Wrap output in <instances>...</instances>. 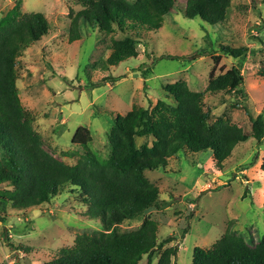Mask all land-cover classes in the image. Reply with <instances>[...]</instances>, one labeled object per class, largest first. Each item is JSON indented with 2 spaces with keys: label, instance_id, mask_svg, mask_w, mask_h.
I'll use <instances>...</instances> for the list:
<instances>
[{
  "label": "rangeland",
  "instance_id": "obj_1",
  "mask_svg": "<svg viewBox=\"0 0 264 264\" xmlns=\"http://www.w3.org/2000/svg\"><path fill=\"white\" fill-rule=\"evenodd\" d=\"M17 3L23 14H44L52 26L51 35L19 58L17 86L41 148L66 164L74 165L83 155L72 145L79 127L90 129L92 151L106 159L108 135L118 115L167 100L164 86L179 81L205 92L212 55L222 56L217 75L239 67L244 85L242 95H206L211 120L226 116L250 133L249 114L257 117L264 111V79L259 75L264 68V0H232L225 27L187 19L176 9L159 31L142 34L138 58L101 68L96 66L103 65L112 39L121 34L104 36L87 23L82 39L70 43L71 21L82 10L75 0H0V20ZM221 45L249 52L233 59L220 51ZM143 143L145 139L137 140L138 147ZM263 160L264 140L258 144L254 139L235 148L223 171L215 168L210 151L180 152L166 169L145 173L161 191L159 204L114 230L129 233L146 220L158 222L160 242L176 238L167 247L179 248L177 264H191L195 248H210L229 227L256 244L264 238ZM69 189L46 207L9 212L6 223L0 222V264H46L78 235L102 231L100 220L84 215L83 198ZM20 245L32 251L17 249ZM140 264H148L147 258Z\"/></svg>",
  "mask_w": 264,
  "mask_h": 264
},
{
  "label": "trees",
  "instance_id": "obj_2",
  "mask_svg": "<svg viewBox=\"0 0 264 264\" xmlns=\"http://www.w3.org/2000/svg\"><path fill=\"white\" fill-rule=\"evenodd\" d=\"M75 1L82 10L71 21L70 43L82 39V25L87 23L104 36L122 35L112 39L110 56L97 68L138 58L142 34L159 31L176 9L187 19L225 27L232 6V0ZM180 1L185 2L184 8ZM51 32L44 14H23L20 3L0 20V187L5 186L0 189V222L6 223L10 211L46 207L70 188L87 205L84 215L101 221L102 231L78 235L71 247L61 248L46 264H140L145 257L148 264L155 260L156 264H177L179 248L167 247L176 238L172 235L160 242L158 222L146 220L129 233L114 230L159 204L161 191L145 173L166 169L180 152L208 151L215 168L223 171L238 145L250 139L263 142L264 111L257 117L249 114L250 133L226 116L211 120V112L205 110L206 95H242L244 85L239 67L217 75L222 56L212 55L214 65L205 92L193 91L187 82L179 81L164 86L167 100L148 108L134 106L126 115H118L108 135L110 154L106 159L92 151L90 129L79 127L72 145L83 155L74 165L66 164L41 148L17 86L19 58ZM220 51L233 59L249 52L246 47L225 45ZM259 75L264 79V68ZM102 82L106 84L105 79ZM138 139L146 143L138 147ZM261 169L264 171V160ZM16 248L32 251L22 245ZM191 264H264V238L251 244L229 227L210 248H195Z\"/></svg>",
  "mask_w": 264,
  "mask_h": 264
}]
</instances>
